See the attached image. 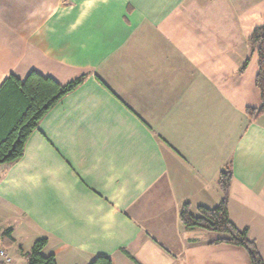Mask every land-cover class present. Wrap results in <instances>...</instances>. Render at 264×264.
Instances as JSON below:
<instances>
[{
	"label": "crops",
	"instance_id": "1",
	"mask_svg": "<svg viewBox=\"0 0 264 264\" xmlns=\"http://www.w3.org/2000/svg\"><path fill=\"white\" fill-rule=\"evenodd\" d=\"M222 1L242 7L0 0V90L32 71L61 85L89 74L0 166V235L13 229L16 264L42 237L58 264H251L180 221L185 204L221 203L229 167V217L264 260V115L246 113L261 106L257 57L241 72L264 10Z\"/></svg>",
	"mask_w": 264,
	"mask_h": 264
},
{
	"label": "trees",
	"instance_id": "2",
	"mask_svg": "<svg viewBox=\"0 0 264 264\" xmlns=\"http://www.w3.org/2000/svg\"><path fill=\"white\" fill-rule=\"evenodd\" d=\"M251 58L243 65L247 69L252 57H257L258 73L255 85L261 97L259 108H247L246 113L257 120L264 115V25L255 28L249 37ZM89 77H81L61 85L55 79L37 71L30 72L25 79L11 75L0 90V166L10 165L23 157L30 136L35 132L47 114L68 94L80 87ZM233 181V171L229 167L219 178L223 194L221 203L215 208L198 207L193 212L190 204H185L180 212L182 225L189 230H202L219 236L213 244H225L247 251L251 264H264V260L254 241L249 239L247 230H240L229 217V192ZM5 249L16 243L13 229L1 235ZM48 238L38 239L29 252H21L25 264H58L54 255H45ZM0 264H5L0 261ZM90 264H113L109 256H98Z\"/></svg>",
	"mask_w": 264,
	"mask_h": 264
},
{
	"label": "rangeland",
	"instance_id": "3",
	"mask_svg": "<svg viewBox=\"0 0 264 264\" xmlns=\"http://www.w3.org/2000/svg\"><path fill=\"white\" fill-rule=\"evenodd\" d=\"M241 1L244 3V7L246 8V10L250 9L254 13L255 12L258 13V12L264 10V0H241ZM220 5H221V10H220L221 13H227L228 10L231 11L232 13H236L239 10L238 8L242 7L239 4H230L229 6H227V5H225V3L222 0H220ZM263 15H264V13H263ZM263 15L262 16H258L256 18V21L252 23V26L263 24L264 23ZM230 28H232V27H230ZM2 233H1V235H2ZM0 241L2 242L1 237H0ZM2 244H3V242H2ZM8 253H11L13 255L14 264H16V262H17L16 261V256L17 255L14 252H11V251L8 252Z\"/></svg>",
	"mask_w": 264,
	"mask_h": 264
},
{
	"label": "built area",
	"instance_id": "4",
	"mask_svg": "<svg viewBox=\"0 0 264 264\" xmlns=\"http://www.w3.org/2000/svg\"><path fill=\"white\" fill-rule=\"evenodd\" d=\"M0 261L5 263V264H13L14 263L13 257L10 256V254L4 248L1 241H0Z\"/></svg>",
	"mask_w": 264,
	"mask_h": 264
}]
</instances>
